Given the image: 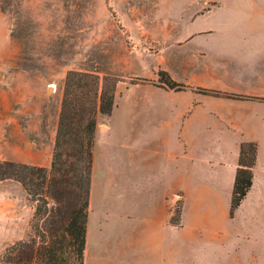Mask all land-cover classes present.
Returning a JSON list of instances; mask_svg holds the SVG:
<instances>
[{"label": "rangeland", "instance_id": "obj_1", "mask_svg": "<svg viewBox=\"0 0 264 264\" xmlns=\"http://www.w3.org/2000/svg\"><path fill=\"white\" fill-rule=\"evenodd\" d=\"M10 10H0V163L48 168L66 72L89 71L100 78L107 73L116 82L114 106L110 116L96 117V132L106 129L96 146L109 170L105 180H128L130 148L140 133L149 136L145 144L154 150L159 136L172 130L158 117L146 118L136 98L185 101V92L199 93L195 89L203 87L189 82L187 70L200 61L221 62L229 44L226 34L240 32V0H21V10L31 19L26 54L34 58L21 69V47L10 36ZM161 71L185 88H168ZM108 188L106 182L97 187L86 264L127 241L133 220L128 185L117 200L105 197ZM65 197L73 200L72 194ZM169 206L174 214L181 200L174 198ZM33 211L20 183L0 180V258L6 247L32 234ZM88 214L89 208L87 222Z\"/></svg>", "mask_w": 264, "mask_h": 264}, {"label": "crops", "instance_id": "obj_2", "mask_svg": "<svg viewBox=\"0 0 264 264\" xmlns=\"http://www.w3.org/2000/svg\"><path fill=\"white\" fill-rule=\"evenodd\" d=\"M239 25L238 34L225 36L221 62L200 61L187 71L192 85L241 99L195 92H185V101L136 98L146 118L158 117L172 130L159 136L154 150L145 132L135 137L127 181L105 180L109 170L96 146L106 129L96 132L84 264L101 182L109 185L105 197L115 200L128 185L133 220L127 241L109 247L95 264H264V0H240ZM241 143H254L256 158L251 186L230 215ZM174 198L181 200L177 226L169 224Z\"/></svg>", "mask_w": 264, "mask_h": 264}, {"label": "trees", "instance_id": "obj_3", "mask_svg": "<svg viewBox=\"0 0 264 264\" xmlns=\"http://www.w3.org/2000/svg\"><path fill=\"white\" fill-rule=\"evenodd\" d=\"M11 16L10 36L21 47V69L33 63L26 54L31 19L21 10V0H0V10ZM30 61V64L27 63ZM161 79L170 89H184L163 71ZM115 79L104 73L69 70L63 82L62 99L48 168L27 164L0 163V180L21 184L34 203L30 221L32 234L5 248L0 264H83L86 241L87 208L91 184L92 150L95 143L97 114L110 116L114 106ZM212 96L241 99L219 91L196 88ZM256 145L241 143L230 199V215L239 206L252 183ZM73 195L69 200L66 195ZM52 202V204H51ZM181 209L169 224L179 225Z\"/></svg>", "mask_w": 264, "mask_h": 264}]
</instances>
